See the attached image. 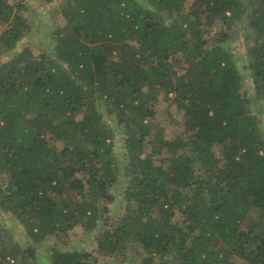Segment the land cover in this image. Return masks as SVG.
<instances>
[{
	"label": "trees",
	"instance_id": "1",
	"mask_svg": "<svg viewBox=\"0 0 264 264\" xmlns=\"http://www.w3.org/2000/svg\"><path fill=\"white\" fill-rule=\"evenodd\" d=\"M187 1L64 0L55 46L38 57L29 45L14 50L31 29L0 0V56L14 51L0 66V208L33 241L102 220L101 257L131 244L141 264H264V123L251 108L264 106V0H195L186 11ZM240 25L257 34L248 98L226 45ZM159 93L173 94L183 115L173 141L158 122ZM117 134L129 180L112 227ZM2 229L0 264H45ZM91 259L54 248L49 264H98Z\"/></svg>",
	"mask_w": 264,
	"mask_h": 264
},
{
	"label": "rangeland",
	"instance_id": "2",
	"mask_svg": "<svg viewBox=\"0 0 264 264\" xmlns=\"http://www.w3.org/2000/svg\"><path fill=\"white\" fill-rule=\"evenodd\" d=\"M63 1L64 0H11V3L14 4L15 7L21 8L18 13L28 21L31 29L14 50L19 51L22 50L23 47L29 45L32 52L38 57L49 53L55 46V40L51 33L55 31L57 27L63 25L64 18L59 14ZM195 2V0H188L185 5V10L189 11L190 7ZM220 28L221 24L217 23L214 30ZM1 30L2 28L0 31ZM256 35L257 34L250 29H242L240 25L237 30H234L233 35L226 44L228 49L235 56L236 65L244 76L245 89L243 94L246 95L247 98L250 94H254L252 93L254 90L252 74L245 67L248 60L247 46L249 45L248 41H254ZM13 52L14 51L1 54L0 66L11 60L14 54ZM182 60L180 53L172 55L171 62L175 66L176 71H182L181 68L184 66ZM174 98L173 94L167 96L164 93H159L154 103L157 107L158 122L161 126H165L166 136L172 141L176 140L179 136H184L183 115L174 103ZM251 108L253 109V113H258L260 115L264 123L263 103L259 102L256 106H251ZM102 113H104L105 119L108 121L110 120L112 122L114 120V117L109 118L104 111H102ZM123 146L124 140L117 134L115 136L113 156L116 158V164L119 166V176H121V179L118 180V183L115 184L114 187L109 189L110 193L115 197L114 202L108 206L109 224H111L112 227L116 226L126 213L125 195L128 189L129 178L121 174L123 173L124 166L127 164L124 159ZM164 155H166V153H163V156ZM6 185V179L1 177V189L4 190ZM4 195L5 192L0 195V198H3ZM181 218V214L177 212L175 220L180 221ZM103 224L104 222L99 220L98 226L89 232H86L82 227H76L74 230L67 233H62L61 231L56 235L47 237L41 242H35L29 236V233L19 225V221L14 215L6 213L0 208V228L6 231L3 237L10 243L12 240L15 241L25 253L28 247L31 246L35 250V255L30 261L36 263L44 261L45 264H49V262L51 263L52 249L56 248L63 252H87L91 254V261L97 259L98 264H141L144 256L143 251L139 247L131 246V244L125 254L119 257L100 256L97 248V240L100 233L104 230ZM29 251L25 254L27 257L29 256ZM233 260L235 261L236 259ZM156 262L158 264H169L170 257L165 258L164 262L160 260H156Z\"/></svg>",
	"mask_w": 264,
	"mask_h": 264
}]
</instances>
